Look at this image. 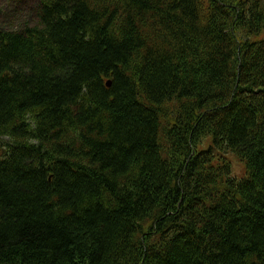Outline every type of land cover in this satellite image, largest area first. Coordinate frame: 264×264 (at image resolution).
Returning <instances> with one entry per match:
<instances>
[{"label": "trees", "instance_id": "1", "mask_svg": "<svg viewBox=\"0 0 264 264\" xmlns=\"http://www.w3.org/2000/svg\"><path fill=\"white\" fill-rule=\"evenodd\" d=\"M35 1L0 27V264H264V0Z\"/></svg>", "mask_w": 264, "mask_h": 264}, {"label": "rangeland", "instance_id": "2", "mask_svg": "<svg viewBox=\"0 0 264 264\" xmlns=\"http://www.w3.org/2000/svg\"><path fill=\"white\" fill-rule=\"evenodd\" d=\"M35 4V0H0V27L5 24L3 20L5 17H11L14 24L23 21L34 22L36 14L33 7H35ZM15 28H18V26L16 25ZM229 161L233 173L236 176L243 175L244 167L238 158L232 156Z\"/></svg>", "mask_w": 264, "mask_h": 264}, {"label": "bare ground", "instance_id": "3", "mask_svg": "<svg viewBox=\"0 0 264 264\" xmlns=\"http://www.w3.org/2000/svg\"><path fill=\"white\" fill-rule=\"evenodd\" d=\"M245 34V33H244ZM90 37V36H89ZM147 38H148V36H147ZM140 51V50H139ZM65 75V74H64ZM257 82V81H256ZM185 113V112H184ZM229 143V142H228ZM211 190H213V189H211ZM222 201V200H221ZM133 234V233H132ZM155 243V242H154Z\"/></svg>", "mask_w": 264, "mask_h": 264}, {"label": "water", "instance_id": "4", "mask_svg": "<svg viewBox=\"0 0 264 264\" xmlns=\"http://www.w3.org/2000/svg\"><path fill=\"white\" fill-rule=\"evenodd\" d=\"M107 85H108V83H107Z\"/></svg>", "mask_w": 264, "mask_h": 264}]
</instances>
